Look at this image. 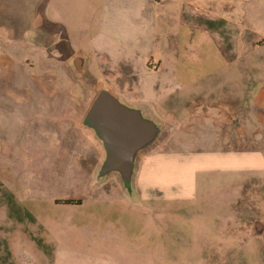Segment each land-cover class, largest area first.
<instances>
[{
  "label": "rangeland",
  "instance_id": "obj_1",
  "mask_svg": "<svg viewBox=\"0 0 264 264\" xmlns=\"http://www.w3.org/2000/svg\"><path fill=\"white\" fill-rule=\"evenodd\" d=\"M141 1L117 0L118 7L130 2L138 9ZM176 1L179 9L181 1ZM250 2L193 3L200 10L223 3L225 17L239 24V57L251 59L246 71L257 73L241 96V115L234 116L240 128L221 129L231 132L230 139L217 141L218 130L212 124L188 130L171 117L168 99L159 100L157 90L155 107L145 100L153 98V84L163 85L164 76L143 74L139 81H127L128 98L136 100L135 105L173 124L170 136L166 130L160 142L140 157L134 179L137 198H132L115 176L94 185L95 172L88 176L75 165L77 156L88 153L89 144L58 121L61 107L66 108L64 115L76 114L71 112L75 101L89 109L99 93L91 95L84 87L88 80L79 73L72 77L65 61L60 64L63 48L85 53L102 37L95 30L81 29L78 15L83 9H77L76 0H0V170L12 190L0 181V264H264V47L250 50L245 42L250 26L264 28V0ZM116 14L121 21H132L124 10ZM88 20L86 16L84 24ZM142 32L136 28L135 38L130 37L136 41ZM198 32L190 36L179 25L157 27L161 46L167 45V37L182 44L193 42L192 55L183 49L179 63L169 65L172 70L197 77L245 72L238 59L234 68L224 65L217 48L199 43ZM208 80L197 78L187 86L181 79L175 88L183 87L182 94L194 91L193 100L199 104L226 100L201 96L212 88L210 83H219ZM169 90L166 86L161 92ZM176 101L178 116L185 118L184 107L191 99L177 95ZM219 149L238 154L220 160L205 154V165L192 169H183V163L168 167L163 161L155 170V189L141 175L142 159L151 151L188 154ZM68 199L74 202H64ZM257 223L262 233L256 232Z\"/></svg>",
  "mask_w": 264,
  "mask_h": 264
},
{
  "label": "crops",
  "instance_id": "obj_2",
  "mask_svg": "<svg viewBox=\"0 0 264 264\" xmlns=\"http://www.w3.org/2000/svg\"><path fill=\"white\" fill-rule=\"evenodd\" d=\"M98 1L101 0H76L77 9H83L78 15L79 26L83 31L95 30L98 32L97 35L100 38L102 37V40H100L98 45H96V42L91 43L90 50L85 53L76 47L75 49L63 48L60 64L65 61L68 65V73L72 77L78 73L81 76L83 75L88 80L84 87L89 92L91 90V95H96L102 87L106 86L124 101L132 104L136 103V100L128 98L130 90L128 80L139 81L140 75L143 74L145 76L152 74L164 76L163 85L161 83L153 84V98H146L145 100L151 101L152 103H150L155 107L154 103H157L158 99H154V95L155 90H157L158 94L161 95L159 100L168 99L171 117H174L179 123H183L184 126L189 128L188 130L194 132L199 129L200 125L208 126V124H212L211 127L218 130L216 131L217 141L230 139L231 132L228 130L225 133L221 129L224 127L230 129L235 127L240 128L239 121L234 119V116L241 115L239 111L241 96L246 91V85L247 88L250 86L247 81L252 80L257 73L254 70V72L246 71V66L250 68L251 59L247 60L239 57V51L242 46V35L239 30V24L235 20L232 21L231 18L225 17L223 3L221 5L216 3L215 7H212L213 9L203 7L200 10V8H195L193 5L194 0H180L181 6L179 9H176V0H155L157 3L154 0H143L139 9L131 7L130 2H124L123 7H118L119 3L117 0H103V4L98 3ZM85 3L87 5L84 7L83 4ZM249 3L251 4L250 0ZM103 5L104 7L101 8ZM106 7L107 10L103 13ZM123 10L128 18L132 17V21L129 19L121 21L118 18L116 11L119 13ZM251 14L252 7L249 8V19ZM86 16H89V20L84 24ZM167 24L172 29L179 25L180 30L184 29L185 32L190 33V36L193 35V32L199 31V43L213 45L214 48H217L218 55L223 57V59L221 58L222 62L224 61V65L228 67L234 68L237 59L239 63L243 62L245 72H238L234 76L209 73L197 77L198 75H193L192 73L186 72L181 74L176 70H172L169 65L179 63L182 57V54L180 55L182 50L185 49V54L188 51V57H190L194 45L191 42L192 40L185 41L182 44L178 43L179 39L171 41L167 37V45L161 46L157 40L158 33H156V29L161 26L166 27ZM132 25L134 28H131ZM136 28H141L144 36L141 34L138 40L134 41L132 37L135 38L134 29ZM120 36L122 39L125 36L127 37L123 41L115 40ZM168 36H172V39L174 38V35L169 34ZM108 41L112 43L111 46L108 44ZM245 42L248 44L250 50L264 47V28L258 30L250 26ZM113 55L116 61L113 60ZM70 60L72 63L69 62ZM117 74L120 75L118 76ZM197 78L203 80L209 79L208 81L217 80L219 82L217 84H215V81L213 84L209 82L212 88L202 91L201 96L222 97L226 100L222 102L217 100V106L215 105L216 100L212 104H209V101L205 100L199 104L197 100H193V97L196 95L194 91L182 94L184 92L183 87L180 86V89L175 88V83L178 80L184 79L185 82L187 81L186 85L190 86L194 85L192 81ZM224 81L226 82L224 83ZM166 86H169V93L162 94V87L165 88ZM177 95L184 99H191V104L189 105L188 103L184 107L183 115L185 118L178 116L181 109L180 105L177 106L176 103ZM69 96L71 99H75L72 93ZM221 107H225L227 111H222ZM71 110V112H75L76 114L64 115L62 113L66 111V108L61 107L58 121L62 125L71 126L72 129L77 131L78 139L85 140L89 144L90 149L88 153L77 156L75 165H78L79 168H84L87 175L92 176L98 163L104 157V150L93 133L82 127V112L88 111V108L83 107L82 109V106L75 101ZM168 125L169 137L173 124L168 121ZM149 154L151 155L150 157L146 155L142 159V162L145 163L143 164L141 175L147 186L155 189L156 185L153 182L155 180V170L163 161V164H166L168 167L174 168L175 163H183V169H192L196 165H205L207 160L205 154H211L214 159L220 160L226 159L229 156H236L238 152L235 150L224 152L222 149H219L216 151H201L199 153L186 154L170 152L169 150L167 153L153 154L151 151ZM84 160L87 163H84ZM0 181L8 190L12 191L7 186L6 174L1 170Z\"/></svg>",
  "mask_w": 264,
  "mask_h": 264
},
{
  "label": "water",
  "instance_id": "obj_3",
  "mask_svg": "<svg viewBox=\"0 0 264 264\" xmlns=\"http://www.w3.org/2000/svg\"><path fill=\"white\" fill-rule=\"evenodd\" d=\"M101 143L104 157L95 170L94 185L110 176L118 178L124 190L137 198L134 179L140 157L156 146L168 132V124L145 112L140 105L124 101L109 87H103L82 120ZM261 225H255L262 233Z\"/></svg>",
  "mask_w": 264,
  "mask_h": 264
},
{
  "label": "trees",
  "instance_id": "obj_4",
  "mask_svg": "<svg viewBox=\"0 0 264 264\" xmlns=\"http://www.w3.org/2000/svg\"><path fill=\"white\" fill-rule=\"evenodd\" d=\"M64 202H66V203H73L74 201H73V199H68V200H65Z\"/></svg>",
  "mask_w": 264,
  "mask_h": 264
}]
</instances>
